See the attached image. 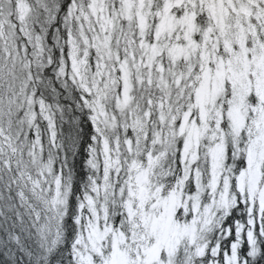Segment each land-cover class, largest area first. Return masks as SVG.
<instances>
[{
	"label": "snow or ice",
	"instance_id": "6c2138e0",
	"mask_svg": "<svg viewBox=\"0 0 264 264\" xmlns=\"http://www.w3.org/2000/svg\"><path fill=\"white\" fill-rule=\"evenodd\" d=\"M0 264H264V0H0Z\"/></svg>",
	"mask_w": 264,
	"mask_h": 264
}]
</instances>
